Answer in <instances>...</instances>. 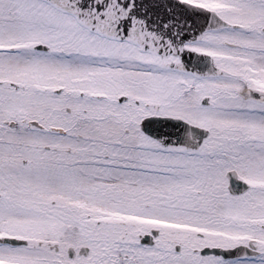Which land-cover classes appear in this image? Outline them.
<instances>
[{
	"label": "snow or ice",
	"instance_id": "obj_1",
	"mask_svg": "<svg viewBox=\"0 0 264 264\" xmlns=\"http://www.w3.org/2000/svg\"><path fill=\"white\" fill-rule=\"evenodd\" d=\"M0 264H264V0H0Z\"/></svg>",
	"mask_w": 264,
	"mask_h": 264
}]
</instances>
